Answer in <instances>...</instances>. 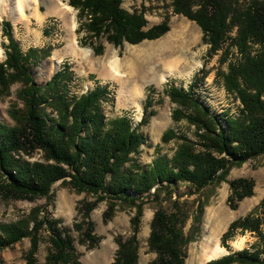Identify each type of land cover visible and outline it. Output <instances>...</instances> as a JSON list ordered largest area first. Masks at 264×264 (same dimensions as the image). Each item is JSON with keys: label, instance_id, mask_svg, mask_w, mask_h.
<instances>
[{"label": "trees", "instance_id": "16d2710c", "mask_svg": "<svg viewBox=\"0 0 264 264\" xmlns=\"http://www.w3.org/2000/svg\"><path fill=\"white\" fill-rule=\"evenodd\" d=\"M68 3L78 9L80 22L76 32L86 31L81 45L91 46L95 55L104 51L102 36L122 47L125 41L137 44L156 39L170 27L166 16L161 23L146 28L145 11L130 12L122 6L123 0H69ZM171 6L176 14L194 20L201 27L204 42L209 45L207 60L221 50V68L226 64L227 69L218 70L217 76L227 92L243 106L239 116L228 115L221 120L194 96V85L185 89L169 83L163 92L175 104L171 118L176 123L185 121L197 139L167 128L161 142L174 141V153L171 157L158 154L147 166L140 164L137 155L146 141L141 126L154 114L153 109L149 110L155 104L151 94L154 87L148 89L143 117L135 127L126 115L108 118L103 108V101L110 93L107 85L98 83L86 93L70 96L73 71L67 65L46 83L37 85L29 63L44 59L53 47L23 52L13 35L11 21L3 18L0 22L2 35L8 40L5 59L0 60V96L11 95L12 86L20 85L17 101L11 103L8 111L14 125L0 124V195L9 200L32 201L42 196L51 199L52 185L59 180L77 193L84 192L73 229L79 241L90 248L99 243L90 218L99 203H107L103 213L105 222L117 210L133 209L131 232L115 238L118 248L111 264H138V232L144 209L151 203L156 208L148 245L157 256L148 264H185L188 245L197 237L209 201L204 191L225 181L231 168L264 155V0H171ZM235 27L236 35L230 36ZM256 44L259 47L255 49ZM233 48L239 53L235 61L230 58ZM200 71L202 78L208 74L205 67ZM49 108L57 112V118L50 116ZM38 149L48 162L31 164L16 156L20 150L30 154L29 150ZM179 182L191 184L194 192L203 196V201L198 199L195 224L189 233L184 229L180 197L174 198ZM229 184L228 201L233 208L254 194L255 180L251 177H240ZM162 200L171 202L172 209H165ZM46 222L49 218L41 215L40 207H35L15 221L1 223L0 251L29 237L31 247L25 259L26 264H34ZM49 227L51 245L45 264H83L72 235L63 236L53 224ZM238 231H249L256 236L252 250L243 248L206 264H264V197L258 207L230 223L221 244L229 249L226 241ZM0 264H5L1 258Z\"/></svg>", "mask_w": 264, "mask_h": 264}, {"label": "rangeland", "instance_id": "374dc122", "mask_svg": "<svg viewBox=\"0 0 264 264\" xmlns=\"http://www.w3.org/2000/svg\"><path fill=\"white\" fill-rule=\"evenodd\" d=\"M50 2L59 4L57 10H66L67 17L58 12L59 17H54L51 21L52 24L50 22L42 24L38 19V15H44L50 11L54 13L55 10H51V3L47 4L46 0H30L26 2L21 11L13 9L14 3H12L13 10L11 11L3 0L0 3V21L2 18L12 21L14 35L21 43L20 47L23 52H27L31 48L41 50L47 49L49 45L53 47L51 54L44 59L39 61L31 59L32 61L29 63L30 71L37 85L46 83L49 77L56 72L55 70L48 78L42 79L44 77L36 71L39 66L49 62L54 57L60 59L57 70L64 68L65 66L62 67L64 64L72 67L73 74L68 89L70 96L84 93L93 88L98 81H103V84H106L110 90L109 98L103 101V108L108 118L126 115L135 127L143 117V101L148 95V89L150 87L155 88L151 92L155 104L149 107V110L153 109L154 114L150 116L148 123L141 126L146 141L141 145L137 157L142 166L151 164L158 154L172 156L176 143L174 141L168 144L161 142L162 133L169 127L174 128L179 133L187 134L194 140L197 139L194 130L189 128L185 121L176 123L172 120L171 113L175 104H172L169 97L163 92L169 83H175L177 86L186 89L190 84L194 85V96L209 107L212 113H218V115L220 113L221 120H224L228 115H240V111H238L239 104L227 92L221 79L217 76L218 70L227 69L226 64L221 68L219 61L221 50L213 58L207 60L206 53L209 45L204 42L203 30L194 20L176 14L171 6V0H123L122 6L130 12L134 9L145 11L148 21L146 28L161 23L166 16H169V30L156 39H145L137 44L125 41L122 47H116L107 40L106 36H102L101 42L104 45V51L100 55H95L91 46L81 45L80 40L86 35V31L82 29L80 32H76L80 22L77 18L78 9L69 5L68 2L57 0H51ZM73 21L75 24L72 27ZM236 29L237 27L233 28L229 35L235 36ZM72 41L81 48L90 49L92 54L88 57L73 55L68 48ZM7 43L8 40L2 35L0 25L1 61L5 59V45ZM258 47L257 44L254 46L255 49ZM110 56L118 59L117 72H119V78H112L109 75L110 72L114 71L109 63ZM178 56L184 59L181 60V64L176 71L162 78L161 74L166 67L164 62ZM169 57L171 58L169 59ZM230 58L234 61L239 58L238 49H232ZM153 64L155 65L153 71L144 73L146 67ZM203 67L208 71L204 78H202L203 73L200 71ZM190 70L191 72L188 74L187 72ZM121 81L130 82L131 87L139 91L138 97L139 100L142 99L141 105L136 101L138 97L135 99L136 94L132 101L118 103L117 96ZM19 86V84L12 86L11 95L0 96V124L14 125L8 111L11 103L17 101L16 92ZM142 89L144 93L143 97H140ZM160 97L163 100H159ZM48 111H50V116L58 117L56 111L51 110V108ZM46 119L51 121L48 118ZM19 152L16 155L22 157L23 151L20 150ZM28 153L34 154L30 157L31 160L36 159L32 162L27 158L24 159L31 164L48 162L44 155L39 154V149L29 150ZM51 161L49 160V162ZM240 177H251L255 180L254 194L244 198L236 208H233L228 201V195L231 192L229 182ZM175 189L174 198L176 196L180 197L181 214L185 218L184 229L186 233H189L195 224L194 213L197 209L198 199L203 201V196L194 192L195 188L189 183L179 182L176 184ZM51 192V199L42 196L32 201L23 198L9 200L0 195V224L15 221L29 214L33 208L40 207L41 215L47 216L49 222L44 224L41 231V241H39L38 249L35 252L36 261L34 264H45L46 262L51 245L48 238L51 231L50 224L56 226L63 236L66 234L72 235L73 243L80 256L79 259L83 264H111L115 259L118 248L115 238L119 235L128 236L130 234V219L134 215V210L131 208L117 210L113 218L105 222L103 213L107 203L105 201L99 203L91 212L90 217L94 222V233L99 237V243L90 248L87 244L79 241V235L73 229V224L79 217L77 208L84 199L85 193H77L70 186L63 185L62 180L52 185ZM204 192L209 195V201L204 208L197 237L188 245L185 264H206L211 260H208L206 256L209 250L205 240L206 236L212 233L216 235L217 241L211 245L212 248H215L216 245H222L221 237L230 223L258 207L264 197V155L249 159L241 166L231 168L225 181L209 186ZM162 205L167 210L172 209L171 202L167 200H162ZM155 208L156 205L153 203L147 205L142 215L138 232V264H148L157 256L156 252L150 250L148 245V237L151 231L150 224ZM255 241L256 236L253 233L238 231L233 238L226 241L229 249L226 248L227 251L221 256L240 251L243 248L252 250V244ZM30 247L31 239L25 237L21 241L3 248L0 251V258L5 264H26L25 255Z\"/></svg>", "mask_w": 264, "mask_h": 264}, {"label": "bare ground", "instance_id": "6f19581e", "mask_svg": "<svg viewBox=\"0 0 264 264\" xmlns=\"http://www.w3.org/2000/svg\"><path fill=\"white\" fill-rule=\"evenodd\" d=\"M7 5H8V8L12 11L13 9H18V10H23L24 8V5L26 4V2L30 1V0H4ZM51 0H46V3L47 4H50L52 7H51V10H55L54 12L61 14L62 16L64 17H67V11L66 10H62V9H58L57 8L55 9V4L50 2ZM3 2V0H0V3ZM5 3V4H6ZM12 3H14V7L12 9L11 5ZM6 6V5H4ZM55 6V7H54ZM68 8L70 6H67ZM61 8V7H60ZM75 22L73 21L72 22V27L74 26ZM69 52L72 53L73 55H80L82 57H88L92 54V51L88 48H81L79 47L74 41L70 42L69 44ZM2 53V50L0 49V55ZM151 56V55H150ZM150 56H148L150 58ZM159 56V55H158ZM171 57H169L170 59ZM179 58V59H178ZM184 59L183 57H173L171 58V60H168L166 62H164V64L166 63V67L164 68L165 70L163 71V73L161 74L162 75V78H164L166 75L168 74H171L173 72L176 71V69L178 68V66L181 64V60ZM107 61V60H106ZM155 62V61H154ZM59 63H60V59L58 58H52L49 62H45L44 64H42L41 66H39L37 68V72L39 74H41V76H43L44 78L42 79H46L48 78L55 70H57L58 66H59ZM109 63L112 65V68L114 69V71L110 72V76L113 78H119L118 76L119 75V72H117V67H118V59L117 57H113V56H110L109 57ZM163 64V66H164ZM154 64L153 65H149L146 67V70L144 73H149L151 71H153L154 69ZM191 72L188 71L187 73L189 74ZM131 92V94H130ZM143 89L142 91L140 92V97H143ZM136 94V95H135ZM134 95H135V99L138 97L139 95V91L133 87H131V84L130 82L128 81H121V84H120V88L118 90V96H117V100H118V103L121 104V103H125V102H129V101H132L133 98H134ZM141 98L139 100V97L136 101H138L137 103L141 105ZM135 102V101H134ZM206 242H207V247L209 248V250L207 251L206 253V256L208 257V260L209 259H213V258H217L219 256H221L224 252H226V248L223 247L222 245H219L215 248H212L211 245H213L214 243H216V235L215 234H208L205 238Z\"/></svg>", "mask_w": 264, "mask_h": 264}, {"label": "crops", "instance_id": "0c3cea01", "mask_svg": "<svg viewBox=\"0 0 264 264\" xmlns=\"http://www.w3.org/2000/svg\"><path fill=\"white\" fill-rule=\"evenodd\" d=\"M57 1H60V2H68V0H57ZM55 6H56V8H57V6L59 7V4H57L56 2H55ZM58 13H53V12H49V13H46V14H44V15H38V19L41 21V23L42 24H44L45 22H50V24H52L51 23V21H52V19L54 18V17H59V14L57 15ZM3 19V18H2ZM7 19V18H6ZM9 20V19H8ZM11 23H12V21H11ZM1 25V24H0ZM12 31H13V23H12ZM13 35H14V31H13ZM14 37L16 38V36L14 35ZM16 40L18 41V39L16 38ZM19 42V41H18ZM19 44H21L20 42H19ZM69 63V62H68ZM65 65H67L68 67H69V69H72V67L70 66V65H68V64H64L62 67H64ZM98 83L99 84H102V85H104L103 84V81H98ZM97 84V83H96Z\"/></svg>", "mask_w": 264, "mask_h": 264}, {"label": "built area", "instance_id": "2783aa9c", "mask_svg": "<svg viewBox=\"0 0 264 264\" xmlns=\"http://www.w3.org/2000/svg\"><path fill=\"white\" fill-rule=\"evenodd\" d=\"M236 100V102L239 104V110L238 111H241V108H242V103L240 102V100L239 99H235ZM212 111V110H211ZM215 114H217L218 115V113H215ZM219 115H220V113H219ZM218 115V116H219ZM233 116H235V115H233ZM39 154L40 155H42V151L41 150H39ZM34 154L33 153H30V154H24V153H22V158L23 159H25V158H27V160H29V161H34V160H36V159H30V157H32ZM17 157H19V155H16Z\"/></svg>", "mask_w": 264, "mask_h": 264}]
</instances>
